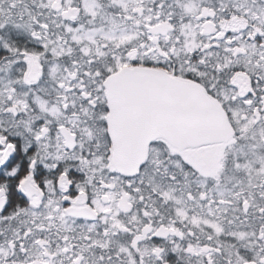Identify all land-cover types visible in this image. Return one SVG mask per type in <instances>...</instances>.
<instances>
[{
	"label": "snow or ice",
	"instance_id": "6c2138e0",
	"mask_svg": "<svg viewBox=\"0 0 264 264\" xmlns=\"http://www.w3.org/2000/svg\"><path fill=\"white\" fill-rule=\"evenodd\" d=\"M0 264H264V0H0Z\"/></svg>",
	"mask_w": 264,
	"mask_h": 264
}]
</instances>
